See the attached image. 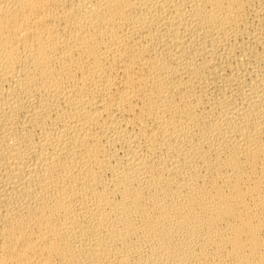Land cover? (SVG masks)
<instances>
[{"label": "bare ground", "instance_id": "bare-ground-1", "mask_svg": "<svg viewBox=\"0 0 264 264\" xmlns=\"http://www.w3.org/2000/svg\"><path fill=\"white\" fill-rule=\"evenodd\" d=\"M0 264H264V0H0Z\"/></svg>", "mask_w": 264, "mask_h": 264}]
</instances>
